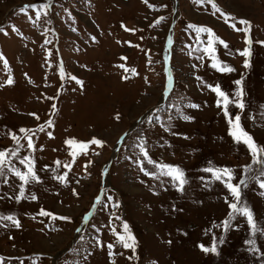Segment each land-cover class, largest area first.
Here are the masks:
<instances>
[{
	"label": "rangeland",
	"instance_id": "374dc122",
	"mask_svg": "<svg viewBox=\"0 0 264 264\" xmlns=\"http://www.w3.org/2000/svg\"><path fill=\"white\" fill-rule=\"evenodd\" d=\"M190 25L225 42L214 41V55L234 71L211 66L209 34ZM0 28V150L19 147L17 156H30L40 177L21 195L13 172L0 176V217H13L0 218V264H264V235L254 237L259 251L250 250L253 233L239 214L225 230L230 193L203 171L209 162L226 166L236 184L262 167L229 135L207 85L233 96L242 79L245 107L228 110L264 147V44L257 42L264 41V0H0ZM141 137L153 160L183 169L182 191L170 177H161V187L140 171ZM92 138L103 143L81 150L79 142ZM17 156L11 164L24 171ZM144 167L154 170L146 160ZM240 191L264 228V188L249 179ZM124 223L135 251L118 239ZM214 241L216 253L199 247Z\"/></svg>",
	"mask_w": 264,
	"mask_h": 264
},
{
	"label": "snow or ice",
	"instance_id": "6c2138e0",
	"mask_svg": "<svg viewBox=\"0 0 264 264\" xmlns=\"http://www.w3.org/2000/svg\"><path fill=\"white\" fill-rule=\"evenodd\" d=\"M145 2L147 3V0H145ZM209 2H212V0H209ZM30 7H37L36 5H32ZM212 7L214 9H216L217 11H220L219 8H217L215 3H212ZM21 12L25 11V8H21L20 9ZM37 15H39V13H37ZM241 24H244L245 27V32H247V26L249 25V21L247 20H240L239 21ZM190 27H195L197 34L199 35V33L201 32H207L208 35V41H207V45L204 47V52L207 53L209 56L212 57V67L217 69L219 72L224 73V72H231L234 71V69L231 66H228L227 64L218 61V58L214 55L215 53V48H214V41L215 40H220V38L218 36H215L212 32V30L210 28H205V27H198V26H194V25H190ZM233 27H235V25H233ZM13 30H15L14 26H13ZM0 31H3L2 28H0ZM93 39H95L93 37ZM169 40L171 41V38H169ZM245 40L246 42L249 40V37L246 35L245 36ZM260 44H264V41H257ZM220 43L224 44L225 42L223 40H220ZM226 46V45H225ZM250 48L249 47H244L241 55H243L245 57L243 63L245 67H249V59L248 57L250 56ZM2 54H0V59H2ZM165 59H167V57H165ZM5 66H7V62L5 61ZM120 67H124V65H120ZM195 67V66H194ZM61 74H63V72H61ZM126 78V77H125ZM73 80H76L77 78L75 76L72 77ZM197 79H202L200 77H197ZM6 83L11 84L12 83V79L11 77L8 78V80L6 81ZM77 83H81L79 80H77ZM238 87L235 90V93L233 96H230L226 91L222 90L220 84H208L207 87L209 89H211L215 94H216V103L217 106H221L223 105L222 111L224 116L227 118L228 121V132L229 135L236 141V142H242L243 144H245L247 146V149L250 151L252 158H253V163H258L260 165H262V167L259 170V175H255L253 174L252 176H248L245 175L239 183H232V170L229 169L228 167H215V166H211V162L210 166L205 168L203 171L207 172V173H211L212 174V178L214 180L217 181H221L224 186L226 187V189L228 190V192L230 193L231 196V202L228 203V207H229V212L227 214L226 219L223 221V226L225 228V230L228 229L230 223L232 220H234L236 218V215L239 214L243 217H246V222L249 225L252 233H253V237L249 238V240L247 241V243L250 245V250L252 251H259V249L256 247V241H255V235L256 233H260L261 235H264V228L260 227L257 225L256 221L254 220V214L252 212V210L246 205V204H242L241 203V187L242 186H246L249 179L255 180L261 188H264V157H261L258 159V155L260 153H264V147H259L256 142L254 141V139L251 137V135L246 132L241 123H240V116L239 114H236L234 117L231 115V113L228 110V106L229 104H234L236 107L243 109L245 107V103L243 100V87H242V79H238L234 82ZM167 91V89H166ZM190 107H199V105H189ZM185 120H189L192 119V117L190 116H184L183 117ZM158 119V117H154V116H148L147 120L148 122H154V120ZM171 119V118H169ZM165 130H168L167 128ZM22 133H25L26 138L28 139V144L27 147L29 149L33 148V143H32V139L31 137L28 135L29 130L21 128L19 130ZM49 135H51V133H49ZM128 133H125L120 140L118 141V143H124L125 138L127 137ZM12 139L14 141H16L17 145H19V140L17 139V136L15 134L12 135ZM141 143H139L137 145V147L140 150V153H142L143 159H141L140 157H137L136 159V163L140 165V171L144 172L145 175L147 176H151L157 180H160V186L163 187L164 181L161 180V177H170V183L177 188V190L182 191L183 190V186L187 183L186 178H185V174L182 168H180L177 165H173L170 163H164V162H157L155 160H153L147 149L145 148V143L143 138L141 137ZM65 143L72 145L74 143H77V141H75L74 139H68ZM103 142L99 139L96 138H92L91 140L87 141V142H79V147L81 150H83L84 148H86L87 144H95V145H101ZM19 152V147H17L16 149H14L10 154H8L7 149L4 150H0V176L4 175V169L8 168L9 171L13 172L14 175L16 177L19 178V180L22 182L20 184V193L21 195H23L24 192V185L28 184L30 181H39L40 177L37 175L36 171L34 170V161L31 159L30 156H25L23 158H20L19 156H17V153ZM73 156H75V152L72 153ZM12 156H17V158L20 160V163L23 164L25 166V170L21 171L19 168H16L14 165L11 164V157ZM147 161L148 164L153 165L154 170L149 171L148 169H146L144 167V161ZM57 164H59V161H57ZM65 167H70V165H68L67 163L65 164ZM252 168V165H248L244 167V172L248 173ZM66 175V174H65ZM65 175H60L57 176L56 179L60 180V181H64L65 179ZM201 179H204L203 177ZM5 183L7 182V180L5 179L4 181ZM73 192H75V190H73ZM17 200L20 199V196H16L15 197ZM32 199H36L35 195L32 196ZM96 202H101V197L97 196L96 198ZM112 196H108L107 200L108 201H112ZM225 200H228V197H225ZM95 205H93L94 207ZM43 215H53L52 213H49L47 211L41 210ZM0 218H5L8 220H12L13 217L11 215L7 216V217H0ZM60 219H70L69 217H60ZM17 226H19L18 222ZM95 227V226H93ZM124 228V233L123 235L118 234V239L123 243V247L124 248H131L133 249V251H135V237L131 234L130 230H129V226L127 223H124L123 225ZM99 230V229H97ZM77 231L79 232L80 229H77ZM131 241V242H129ZM96 243L100 244V240L99 238L96 239ZM220 243H223V240H220ZM113 245L111 243L108 244V248L111 254V249H112ZM199 247L205 251V252H209L211 251L212 253H216L217 252V247L215 244V241L213 242L212 246L206 247L205 245L201 244L199 245ZM129 259H131V257H129Z\"/></svg>",
	"mask_w": 264,
	"mask_h": 264
},
{
	"label": "bare ground",
	"instance_id": "6f19581e",
	"mask_svg": "<svg viewBox=\"0 0 264 264\" xmlns=\"http://www.w3.org/2000/svg\"><path fill=\"white\" fill-rule=\"evenodd\" d=\"M170 38H171V41L170 40L168 41L167 48H170V46L172 45V37L170 36Z\"/></svg>",
	"mask_w": 264,
	"mask_h": 264
}]
</instances>
